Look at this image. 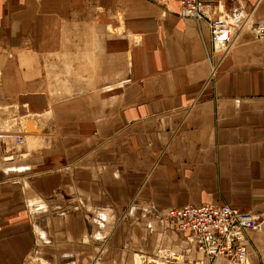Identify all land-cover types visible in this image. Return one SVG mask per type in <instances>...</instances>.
<instances>
[{"label": "crops", "instance_id": "obj_1", "mask_svg": "<svg viewBox=\"0 0 264 264\" xmlns=\"http://www.w3.org/2000/svg\"><path fill=\"white\" fill-rule=\"evenodd\" d=\"M216 8L223 59L175 0H0V264L187 252L167 211L202 203L252 213L264 264V0Z\"/></svg>", "mask_w": 264, "mask_h": 264}, {"label": "built area", "instance_id": "obj_2", "mask_svg": "<svg viewBox=\"0 0 264 264\" xmlns=\"http://www.w3.org/2000/svg\"><path fill=\"white\" fill-rule=\"evenodd\" d=\"M175 1L179 5L180 17L208 23L213 54L222 59L231 51L237 32L245 25L242 17L218 13V0ZM3 136L23 142V138L12 132L0 133V137ZM167 219L177 231L187 233L186 238L206 258L222 257L234 263H243L247 259V232L258 227L252 213L229 204L202 203L172 207L167 211Z\"/></svg>", "mask_w": 264, "mask_h": 264}, {"label": "rangeland", "instance_id": "obj_3", "mask_svg": "<svg viewBox=\"0 0 264 264\" xmlns=\"http://www.w3.org/2000/svg\"><path fill=\"white\" fill-rule=\"evenodd\" d=\"M244 28H245V25L242 27V29H240L237 32V35ZM259 31H260V34L257 33L258 34L257 36L261 39L264 36V29L260 28ZM235 40H236V38H235ZM229 53H227L226 55H228ZM19 123L23 125V121H22V123L21 122H19ZM18 133L20 134V132H18ZM21 138H23V137H21ZM20 144H23V143H20ZM180 233L181 232H179V234ZM190 243H191V247L189 246V248H187V252H186V248L185 249L182 248L179 244L177 247V250H175L173 252L172 251H169V252L168 251H159L155 256L143 255V256L138 257V260L136 261V263L140 264V263H142L143 260H145L144 264H147V263H149V264H158V263L159 264H198V263L203 264L202 259L207 260L209 263H211L212 261H214L216 259H225L222 257H217L215 259L210 260L209 258H206V256H204L201 253H199L198 251H196L193 243L192 242H190ZM247 243H248V237H247ZM195 254H196V256H195ZM225 260H227L230 264H249V252H248L247 259L243 263H234V262L229 261L228 259H225ZM196 261H197V263H196ZM41 264H43V263L41 262Z\"/></svg>", "mask_w": 264, "mask_h": 264}, {"label": "bare ground", "instance_id": "obj_4", "mask_svg": "<svg viewBox=\"0 0 264 264\" xmlns=\"http://www.w3.org/2000/svg\"><path fill=\"white\" fill-rule=\"evenodd\" d=\"M147 264H149V263H147ZM159 264V263H158Z\"/></svg>", "mask_w": 264, "mask_h": 264}]
</instances>
